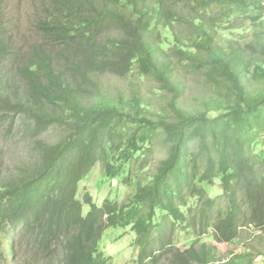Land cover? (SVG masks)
<instances>
[{
	"label": "trees",
	"instance_id": "trees-1",
	"mask_svg": "<svg viewBox=\"0 0 264 264\" xmlns=\"http://www.w3.org/2000/svg\"><path fill=\"white\" fill-rule=\"evenodd\" d=\"M7 29L0 129L31 155L0 177L5 257L20 234L42 264H112L100 241L126 227L136 264H220L201 238L247 228L261 243L223 264L264 257V0H46L39 42L15 47ZM133 75L157 109L133 80L109 85ZM97 163L134 184L128 203L78 198ZM178 233L195 242L180 250Z\"/></svg>",
	"mask_w": 264,
	"mask_h": 264
},
{
	"label": "rangeland",
	"instance_id": "rangeland-1",
	"mask_svg": "<svg viewBox=\"0 0 264 264\" xmlns=\"http://www.w3.org/2000/svg\"><path fill=\"white\" fill-rule=\"evenodd\" d=\"M46 0H0V24L8 28V35L11 37V44L15 47L27 48L29 45L40 41V34L35 29L36 22L42 17ZM26 50V49H25ZM133 80L141 88L143 94L152 98V109L160 106L153 94L154 85L143 79H137L136 75L125 80H115L109 85L115 91L127 93V84ZM259 87L255 88H260ZM189 100H194L190 97ZM61 136L59 130H51L42 136L47 143H54ZM31 155V145L25 141L19 132L5 133L0 129V177L17 172L25 164ZM135 192V186H124L118 179H111L105 176L100 163H97L88 175L79 183L78 198L83 200L85 195L90 196L92 203L100 206L106 198L118 203H128ZM85 213L89 210L84 206ZM260 233L252 229H243L240 237L230 244H217L212 233L203 236L200 243L213 247V251L220 264L227 262L233 256L242 255L249 247H257V239ZM15 260L14 264H42L35 257V252L26 243L20 234L16 235ZM264 237V236H262ZM134 233L130 227L111 228L104 232L100 241V250L106 257H109L112 264H136L137 251L133 245ZM5 236L0 233V264H13L10 257H5L3 251ZM195 242L194 238L178 233L175 236V245L180 250L187 249ZM263 252V251H262ZM6 258L5 260H3ZM255 264H264V257H258ZM159 264H167L161 261Z\"/></svg>",
	"mask_w": 264,
	"mask_h": 264
}]
</instances>
